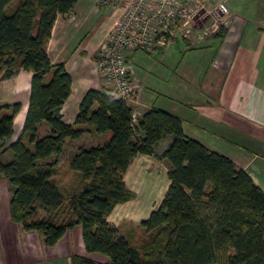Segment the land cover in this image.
Here are the masks:
<instances>
[{
	"label": "trees",
	"instance_id": "1",
	"mask_svg": "<svg viewBox=\"0 0 264 264\" xmlns=\"http://www.w3.org/2000/svg\"><path fill=\"white\" fill-rule=\"evenodd\" d=\"M74 2L0 0V73L32 72L16 138L20 102L0 104V176L9 183L11 220L36 231L46 246L79 225L85 250L107 257L72 255L70 264H264V192L228 156L186 137L178 117L150 108L132 123L125 100L109 88H90L74 121L62 119L71 76L62 63L50 62L45 45L56 16ZM42 123L49 130L40 135ZM106 132L110 137L103 144L69 154L66 165L77 180L62 186L55 173L66 144L85 133ZM168 134L157 158L169 182L157 206L139 221L145 236L134 243L135 227L123 221L116 226L107 216L136 197L123 177L130 160L137 153L152 155Z\"/></svg>",
	"mask_w": 264,
	"mask_h": 264
},
{
	"label": "crops",
	"instance_id": "2",
	"mask_svg": "<svg viewBox=\"0 0 264 264\" xmlns=\"http://www.w3.org/2000/svg\"><path fill=\"white\" fill-rule=\"evenodd\" d=\"M225 1L229 12L217 29H195L188 38L178 34L152 51L126 53L133 91L125 102L137 120L150 108L178 117L186 137L228 156L264 192V0ZM119 14L118 6L75 0L70 11L54 19L45 48L50 62L62 63L71 76L70 93L60 108L67 123L74 121L87 89L109 88L97 49ZM31 75L21 68L8 76L0 73V104L20 102L12 138L23 125ZM48 130L44 123L38 126L40 135ZM86 134L93 135V145L104 135ZM170 139L165 135L153 154ZM153 154L137 153L130 160L123 176L126 185L134 187L128 169H145L144 164L157 161ZM5 201L0 205V264H70L72 255L100 260L85 250L79 225L46 246L36 231H25L11 220ZM127 202L115 205L107 221L117 226L129 219L130 212L122 214Z\"/></svg>",
	"mask_w": 264,
	"mask_h": 264
},
{
	"label": "built area",
	"instance_id": "3",
	"mask_svg": "<svg viewBox=\"0 0 264 264\" xmlns=\"http://www.w3.org/2000/svg\"><path fill=\"white\" fill-rule=\"evenodd\" d=\"M96 1L120 8V14L97 49V63L109 82L110 93L123 100L133 91L127 52L152 51L158 43L178 34L188 38L195 29L203 28L208 32L217 29L224 24L223 18L229 12L225 0ZM202 9L206 10V15L199 14ZM197 17L204 18L194 26ZM136 122V115L132 113V123Z\"/></svg>",
	"mask_w": 264,
	"mask_h": 264
},
{
	"label": "rangeland",
	"instance_id": "4",
	"mask_svg": "<svg viewBox=\"0 0 264 264\" xmlns=\"http://www.w3.org/2000/svg\"><path fill=\"white\" fill-rule=\"evenodd\" d=\"M206 10H201L199 14L201 13L202 15L205 14ZM200 17V15H199ZM197 17L196 20L193 22L194 26H197L204 17L199 18ZM191 24V22H190ZM189 25V23H188ZM191 25V26H193ZM21 97V96H20ZM16 131L13 136L16 135ZM84 136V138H82ZM102 139L101 142H98V144H103L105 141H107L110 137L109 133H104L102 134ZM81 139L69 141L66 144V148L64 149V153L62 154V157L60 158L59 165L57 168V171L55 173V178L60 182V184L63 186H70L71 184L75 183V180H77V176L70 170H68L67 165H66V160L67 157L69 156L70 153H73L72 151H75V149L80 145L83 147H88L93 144H89L92 139L94 138L93 135L90 134H83ZM167 146V145H166ZM155 153L153 154V157L156 159L157 156L161 153L159 151V148L154 151ZM7 156L4 155V158ZM157 161L155 163H148L144 164L145 169H139V170H134V169H128L127 173L131 175L133 186H130L127 184V186L136 194V197L132 200H129L126 203V210L122 212V214H125L128 216L126 213L130 212V217L129 219L125 217L123 220V224L126 225L127 227L132 226L135 227L134 230V235L132 237V240L134 243H138L141 238H143L145 235L143 234V228H141L138 223L140 221L139 218H145L149 214L151 209H154L157 204L159 203L160 199L162 198V194L165 192L168 179L166 176V166L163 161L156 159ZM149 167V168H147ZM67 186V187H68ZM5 195V196H4ZM11 192L9 190V183L7 178L3 177L0 179V205L3 206L2 202L4 203V199L9 201ZM2 197L3 200H2ZM8 201H5V205H7ZM123 205V207H125ZM128 208V209H127ZM132 218L133 216H136ZM98 254L99 258L98 259H103L104 261L107 260V257L103 254Z\"/></svg>",
	"mask_w": 264,
	"mask_h": 264
}]
</instances>
